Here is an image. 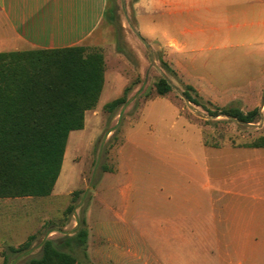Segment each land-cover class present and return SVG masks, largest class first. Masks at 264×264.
Returning a JSON list of instances; mask_svg holds the SVG:
<instances>
[{"label":"rangeland","instance_id":"obj_1","mask_svg":"<svg viewBox=\"0 0 264 264\" xmlns=\"http://www.w3.org/2000/svg\"><path fill=\"white\" fill-rule=\"evenodd\" d=\"M134 3L108 0L99 31L110 53L121 56L118 66L113 62L108 70L118 69L129 80L128 102L107 112L105 105L117 96L101 98L96 109L85 114V128L69 136L54 195L16 201L9 228H20L36 239L9 264L39 258L45 240L72 238L82 220L88 230L86 247L72 243L64 249L77 264H181L193 257L204 259L203 252L195 254L199 246L192 230L209 217L211 196L221 201L217 207L222 210L221 204L232 199L215 191L219 180L232 177L237 171L233 167L241 162L230 147L264 137L260 46L232 65L188 66L196 72L183 66L181 74L173 76L163 68L159 46L136 41ZM101 51L86 48L87 54ZM211 56L212 50L201 45L185 58L195 57L200 63ZM162 78L173 87L165 96L156 91ZM186 85L197 90L209 111L213 109L208 102L244 114L259 109L261 116L250 124L214 118L183 97ZM72 204L74 212L66 215Z\"/></svg>","mask_w":264,"mask_h":264},{"label":"crops","instance_id":"obj_2","mask_svg":"<svg viewBox=\"0 0 264 264\" xmlns=\"http://www.w3.org/2000/svg\"><path fill=\"white\" fill-rule=\"evenodd\" d=\"M107 9L108 0H0V53L102 49L105 81L99 100L113 94L116 100L129 80L118 69L108 70L113 62L118 66L121 56L100 41ZM133 11L136 41L159 46L163 62L178 76L183 66L196 72L188 66L232 65L257 46L264 53V0H135ZM201 45L212 50L209 59L198 63L195 57L185 58ZM230 148L241 162L232 177L219 180L215 191L232 199L222 200V210L217 207L221 201L211 196L209 217L192 230L199 246L195 254L201 251L206 257L181 264H264V148ZM20 199L26 198L0 199V264L16 262L24 251L9 249L18 250L35 236L9 228Z\"/></svg>","mask_w":264,"mask_h":264},{"label":"trees","instance_id":"obj_3","mask_svg":"<svg viewBox=\"0 0 264 264\" xmlns=\"http://www.w3.org/2000/svg\"><path fill=\"white\" fill-rule=\"evenodd\" d=\"M162 65L176 76L167 64ZM104 74L103 54H87L84 47L0 53V199L52 195L61 175L69 136L83 130L85 114L96 109ZM172 90L165 78L156 84L159 96ZM129 92L127 87L122 97L105 105V111L125 106ZM183 97L214 118L224 116L250 124L261 116L259 109L244 114L237 108H218L208 102L206 105L213 109L209 111L198 92L187 85ZM244 147L264 148V137ZM74 210L72 204L65 214ZM35 239L32 236L18 250L9 251L28 250ZM87 240L86 221L82 220L72 238L61 242L45 240L41 256L29 264H77L76 257L64 249L72 243L85 248Z\"/></svg>","mask_w":264,"mask_h":264}]
</instances>
